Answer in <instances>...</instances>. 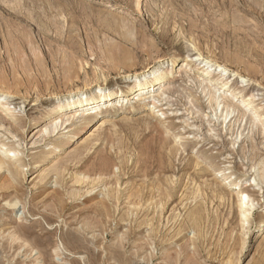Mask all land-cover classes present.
Returning a JSON list of instances; mask_svg holds the SVG:
<instances>
[{"label": "rangeland", "instance_id": "1", "mask_svg": "<svg viewBox=\"0 0 264 264\" xmlns=\"http://www.w3.org/2000/svg\"><path fill=\"white\" fill-rule=\"evenodd\" d=\"M235 13L246 23L242 25L236 17V24H240L235 25ZM130 29L134 31L133 39L127 36ZM241 46L246 48L243 50ZM128 51L133 55L130 54L133 64L123 57L118 59L119 55H128ZM199 54L216 58L231 70H239L243 77H231L232 88L240 91L239 103L244 104L251 98L252 103L247 107L249 114L256 111L262 117L258 125L261 127L264 123V0H0V90L9 92L1 101L20 118L17 132L9 121L0 120V148L3 150L0 149V153L4 154L9 145L18 148L21 161L11 158L23 170L18 177V205L6 206V200L0 196V234L5 237L0 235V264H118L107 255L109 249H119L116 246L122 237V264H166L161 261L166 250L174 252L188 241V250L194 252L191 238H195L198 250L194 254L201 264H230L229 257L235 264H264V237L258 235L264 220V173L259 176L264 165V134H255L257 127L248 120L249 115L238 122L236 111L235 117L225 123H222L224 117L215 115L197 77L203 80H208L209 74L218 80L223 77L219 71L208 69L202 58H198ZM105 55L112 58L117 55V58L110 61ZM172 55L179 56L181 64L171 74L170 88L160 102L164 104L160 107L163 113L148 104L135 114L129 110L133 100L123 106L118 101L108 103L104 123L84 131L79 124L84 112L71 109L66 113L74 115L72 127L58 128L50 140L43 136L44 130L53 123L43 116L60 100L54 98L55 95L61 96L87 84L89 89L98 82L99 73L104 77L100 76V83L109 82L116 88L126 89L132 83V79L122 80L126 72L146 69L155 59ZM247 65H258V70L250 68L259 73L250 68L247 71ZM90 112L92 109L86 113ZM146 117L154 125L148 130L143 124ZM34 119H37L36 125ZM71 129L75 132L74 141L50 154L42 171L65 162L86 139V143H91V152L80 163L68 164L66 169L64 166L61 179L54 172L46 178L40 177L43 172L36 162L49 150L50 142H65L71 136ZM165 136H169L171 146L182 145L172 160H168V151L160 148ZM253 143L260 150L257 161H251L248 156L254 150ZM101 156L111 163L106 173L101 171ZM196 160L201 162L200 167H208L205 169L209 173L203 179L209 182L214 183L216 177L215 183H218L229 172L242 176L246 182L243 186L253 195L255 207L250 219L242 222L239 206L235 205L240 186L233 187L232 202L227 200L226 206L219 200L209 202L210 218L213 220L219 214L220 222L217 220L215 226L211 223L210 228H204L200 238L195 237L192 229L172 237L175 222L168 219L174 212L181 213L179 220L186 214L185 204L181 205L186 200L182 194L191 183L188 180L194 173ZM81 172L92 176L91 180L96 176L95 181L100 184L95 182L97 187L89 189L90 184L75 183L74 173ZM250 183L254 184L246 187ZM158 184L171 188L174 196L170 197L162 217L161 212L153 210L155 205L150 204L151 195L154 201L159 199ZM109 185L115 186L117 191L110 200L105 196ZM225 186L229 187L230 183ZM135 187L144 190L141 206L129 203L127 195ZM79 189L81 195L71 198L70 193ZM56 192L58 196L53 198ZM12 194L16 196L15 192ZM146 197L150 200L145 201ZM53 199L63 204L60 206L63 209L55 214L49 207ZM102 200L108 202L112 221L105 238L98 229L79 231L81 220L91 215L93 206ZM233 204L235 207L230 213ZM126 213L129 216L124 218L129 217L131 221L121 220ZM153 215L157 217L154 220L157 229L152 233L150 225L138 223ZM15 230L21 232L27 244L20 241L12 247L9 245L7 237ZM71 232L77 233L69 237H76L77 243H85L90 253L84 248H74L73 242L68 241ZM28 243L34 244V250ZM142 243L145 248L141 250L138 246Z\"/></svg>", "mask_w": 264, "mask_h": 264}, {"label": "bare ground", "instance_id": "2", "mask_svg": "<svg viewBox=\"0 0 264 264\" xmlns=\"http://www.w3.org/2000/svg\"><path fill=\"white\" fill-rule=\"evenodd\" d=\"M235 14L233 16V18L235 17V19H233V21L235 20V25H238V24L242 23V19L243 18L241 16V18H242L241 19L239 17L240 15H237V14L235 15ZM236 17L240 18L239 20H241V22L238 21L240 23L236 24V21L238 20V18H236ZM198 21L197 22L195 21V24L196 23L198 24ZM243 21H244V19H243ZM213 23H214V21H213ZM215 23H218V22H215ZM227 23H228V21H227ZM243 23H246V20ZM243 23H242V25H243ZM228 24H230V23H228ZM222 25H223V23H222ZM194 26H196V25H194ZM200 26H201V23H200ZM196 27H198V25ZM127 33H128L127 36L129 35V36H131V38L134 36L133 29H130V31L127 32ZM125 34H126V32H125ZM128 38L129 37H127V39ZM133 38H135V37H133ZM134 41H135V39L133 40V42ZM193 42H194V40H193ZM241 44H242V42H241ZM244 44L245 43H243L242 45H244ZM115 46H117L116 48H119L118 47L119 45L115 44ZM243 47L241 46V48L244 50L246 47L245 48H243ZM31 49H34V47L33 48L31 47ZM237 49H238V46H237ZM242 49H240V50H242ZM247 49H249V48H247ZM106 51L108 52V50H106ZM107 52H105V53L107 54ZM244 53H247V52H244ZM254 53L258 54V53L255 52V50H254ZM130 54L131 53L129 52V54L126 55L125 57L119 55L118 59H121L123 57L125 60H128V62L133 64L131 62V61H133V58L130 56ZM241 55H243V53ZM111 56H112V54H111ZM111 56L108 57V55H107V57H106V55H105V57L108 60H110V58H112ZM253 56H254V54H253ZM115 57H113V58H115ZM113 58H112V60H113ZM198 58L199 59L202 58V62L205 64V66H208V69H215L216 71H219L218 73H220V75L223 77L220 80H218L217 78L212 76V74L211 75L207 74L208 78L207 77L206 78L208 80L205 79L206 81L201 79V77H197L198 79L200 78L199 82H200V87L203 90V95L204 94L207 95V97L209 99V103L211 105V109H213L215 115H219L221 117H224V120H223L222 123H225L227 121V119H229V118H230L229 121H231L235 117V116H233V114L236 111H238V116H237L238 119H237V121L240 120V119L243 120L244 118H246L247 115H249V117H248L249 119L248 120H250V122L253 125H256L255 127H257L256 130H255V134H257V133L258 134H260V133L264 134V123H262L261 127L258 126L259 123L261 122V118L262 117L260 118V115L257 114V112L255 110H252V111H255V112L251 111L252 113L249 114V110L250 109L248 110L247 107L252 103L251 102V98L246 100V102H247L246 105H245V103H246L245 99H244V102H245L244 104L243 103L242 104L239 103L240 100H237V98H240V97H238L240 95V91H238L235 88H232L233 84H232V80L230 78L231 77L232 78H234V77H236V78L243 77L241 75V73L238 72L239 70L237 72L234 69H233L234 71L231 70V68L226 66L227 64L220 63L219 62L220 60L217 61L216 58L215 59L205 58V57H202V54H199ZM241 58L244 59L243 57H240V59ZM232 59H233V56H232ZM245 59H246V57H245ZM257 59H258V57H257ZM253 61H254V58H253ZM124 62L126 63V61H124ZM241 62L243 63L244 61L242 60ZM255 62H257V61L255 60ZM235 63H237V62H235ZM180 64H181V58L179 56H175V55L173 56L172 55L171 57H168L166 59H164V58L157 59V60L155 59V61L151 65H149L146 69L144 68V69H142L140 71H134L133 73H131L132 71L131 72L128 71L122 76V80L132 79V83L129 86H127L126 89L116 88L115 86H113L109 82L100 83V81H99L100 80V76L101 77H103V76L101 75V73H99L100 76H98V78H97V74H96V78H97L96 81H98V82H96L92 87H89V89L87 87V85H88L87 84L84 88L81 87V88H77L76 90H72L71 89V90L67 91L66 93L62 94L61 96L55 95L54 98H57V99H60V100H57V101H59V103L57 104V102H56L57 105L53 106V108H51L52 110L50 112H48V114H45V116H43V118H46V119H48V121L53 122L49 129L46 128L44 130V132L42 133L43 136H48L49 140H50V139H53V134L55 133L56 130H58V128H61L63 126H65L63 128L72 127L73 124H74L73 121H72V119L74 118V115L66 113L67 110H71V109H75L76 111L82 110L84 112V114H83V116L81 118V121L79 123L80 124V129H84V131H86L87 129L93 128L95 125H99L101 123L102 124L104 123V119H105L106 113L108 111L107 110L105 112V105L108 104V103H113V102H117L118 101V102H122V106H123L124 103L126 104V102H128L129 100H133V103L129 107V110L131 112H135V114L137 112L141 111V109L143 107L147 106L148 104H150L152 106L153 110L156 111V109H159L158 111H162V113H163L164 111L162 109H160V107L162 105H164V104L163 103L161 104L160 102L163 101V98L165 97V94H166L167 90L170 88L169 87V79L171 78V74L173 73L174 69L177 66H179ZM244 64H245V62H244ZM247 64H249L248 61H247ZM251 64L253 65V63H251ZM252 65H249V66L251 67ZM255 65H254V67H255ZM247 67H248V65H247ZM250 67H248L247 71H249ZM255 68L258 70V68H260V67H258V65H257V67H255ZM251 69L252 68H250V70ZM257 70L256 71L253 70V71L258 74L259 72H257ZM97 71L98 70H96V73H97ZM203 71L206 72L207 69H205ZM227 74L230 75V76L227 77L226 76ZM101 80H102V78H101ZM213 82H214V84H213ZM215 82L217 84H215ZM197 84H199V83H197ZM7 96H9V92L4 91V90H2V91L0 90V120H3L4 122L5 121H9L10 124L12 125L13 130H15L17 132L18 128H17L16 125L18 123H20V121H19L20 118L17 116V114L14 112V110H12L8 105H6L3 101H1L2 99L7 98ZM82 108H84V109H82ZM91 109H92V112L86 113V112H88V110H91ZM117 111H118V109H115V112H117ZM261 116H263V115L261 114ZM143 122H144L143 124L147 128V130L154 126L153 122L151 121V119L149 117H146V119ZM33 124H35V125L37 124V119H34ZM70 131H71V136H69L65 142H60V143L59 142L57 143L56 141L55 142L54 141L50 142V144H52V145L49 146V148H48L49 150L47 152H45L39 158V160L36 162L37 163L36 164L37 167H40L41 171L44 170V168H45L44 166L46 165L47 161L49 160L50 154H52L55 150L60 149V147H63L64 144H67V143L71 144L74 141L75 132H74L73 129H71ZM253 133H254V131H253ZM93 138L94 137H92V139ZM263 138H264V136H263ZM85 141L88 142L87 139ZM261 141H263V140H260V142ZM86 142L81 148H79L78 150H76L72 154L70 153L69 157L65 159V162L59 163V164H55L52 167L51 170L42 171L43 173L40 174L41 175L40 177L46 178L48 176V174L54 172L57 175L58 179L59 178L61 179L62 172H63L62 168L64 166H65L64 169H66L68 164L80 163L85 158V155L88 154L89 152H91V148H92V146L90 145L91 143H86ZM175 143H177V142H175ZM3 144H4V146H6V143H3ZM94 144H97V143H94ZM160 148L163 149L164 151H168V153H167L168 154L167 157H169L168 160L169 159L172 160V158H174L178 154L179 150L182 148V145L177 143V145L171 146V142L169 141V136H165L162 139V141H161ZM252 148L254 150H252L251 155L249 154L248 156H250V160L251 161H257L258 160L257 158L259 157L258 156L259 155L258 151H260V150L259 149L257 150V145L254 144V143L252 144ZM1 151H3V150L1 149ZM118 151L120 152L119 149H118ZM128 151H129V149H128ZM19 153H20V150L18 148H16L15 146H12V145H9L6 148V152L4 154L0 153V196L3 199L6 200V203H4V204H6V206H11V207L12 206L16 207L18 205V202H19L18 201L19 199H18V196H17V194H18V183H19L18 177H19V175L23 174V170L21 171L19 169V167H18L19 165H17V163H15V161L12 160L11 157L15 158L17 161H21V158H19V156H18ZM118 154L119 153H117V155ZM242 154H244V153H242ZM245 155H246V153H245ZM123 156H124V153H123ZM123 158L125 159V157H123ZM117 160H118V158H117ZM12 163H13V165H12ZM120 163H119V165H120ZM76 164L74 166H76ZM200 165H201V162H199V161H197L196 164L193 165V167L195 168L194 169V173L190 174L189 180H188V182L191 181V183L189 185L186 183L188 185V186H186V190H185V187H184L185 191L182 194V196L184 195V197L186 199L184 201L185 202L187 201V203H184V201H182V199H181V201H182L181 205L185 204L183 208L186 209V212H185L186 214L184 215L183 219L179 220V217H180L181 213L180 214L179 213L178 214H174L175 213L174 211H177V208H175L174 211H173V209L171 210L174 213L171 216V218L168 219V222H170V221H173V223L175 222V225H174L175 232H174V235L172 237L180 235L181 233H183L187 229H192L194 234H195V237L200 238L203 235V233H204V228H206V227L210 228V226H211L210 224L211 223H212L213 226H215V224H217V220H219V217L221 216V215L218 214V207H220V205L217 206V210H216L217 211L216 214H218V215L215 217V219L212 220L210 218V217H212V216H210L211 212H208L209 206H211V205H209V202L213 203L215 200H219L220 204H223V206H226V204L224 205V203L227 200L232 202L231 200H232V198L234 196L233 195V192H234L233 191V189H234L233 187L236 188V187L240 186L239 190L237 191V194H236L237 197H235L236 200H237L236 203L238 205L237 204H235V205L237 207L239 206L240 216L242 217V222L246 221V218H247V221H248L249 215L252 213V211H253V209L255 207L254 198H252L253 195H251V193L246 190L247 188L245 189L244 186H243V185H245L243 183H246V182H244V179H243L242 176H235L232 172H229V174H225V176H223V180H221L220 182L218 181V183L217 182L215 183V181L218 180V178L215 179L216 177H214V183L213 182H209L208 179H203V178L206 177L207 173H209V172H206V169L208 167L207 168L206 167L203 168V167H200ZM95 166H97V165H95ZM110 166H111V163L108 161V159L105 158L104 156H101V168H102L101 171H103L105 173L110 171ZM2 170H6V171L1 173ZM263 173H264V165H263V169L259 170V176L262 177ZM233 176H235V177L233 178ZM91 177L92 176L87 175V173L81 172V174H78V173L75 174L74 173V177L73 178L76 180L75 183H77V184L79 183L81 185H83V184H86V185L90 184L91 185L92 184V187L90 188V185H89L88 188L89 189H94L95 187H97L95 182H97V184H100V183L98 181H95L96 180V176H95V178L93 180H91ZM208 178H211V176L208 177ZM201 179H203V181H201ZM220 179H221V177H220ZM62 181H65V180H62ZM227 183H230L229 187L225 186ZM254 183H250L249 186H247V184H246V187H250ZM60 184H61V182H60ZM109 184L111 185V183H109ZM110 185H109V188L106 189V192H105L106 193L105 196L109 200L114 198L115 195H116V192H117L116 191V187L114 186L115 187L114 188V187H111ZM112 185H114V184H112ZM116 185H117V182H116ZM154 188H152V189L154 190ZM181 188H183V187H181ZM75 189H76V187H75ZM89 189H88V191H89ZM133 189L134 188H132V191L129 189L132 193L127 195L128 199H129V203L133 204L135 206L143 205L142 201H143V196H144V193H143L144 190L142 189L143 190L142 191L139 188H136L138 191L136 189H134L135 191H133ZM156 189L158 191L159 199H156L155 201L153 199V195H151V194L154 193V191L152 190L153 191L152 193H151V190H147V191L148 192L150 191V193H151L150 195L152 197L151 200L154 201V202L152 201L150 203V204L155 205L153 210L155 212H156V210L159 211V213L161 212V217H162V214H163L164 210L166 209L167 204L170 201V197H174V196H172L171 188H167V187L164 188L162 186V184H158V186H156ZM77 190H78V188H77ZM77 190H74V191H72L70 193V195L72 196L71 198H73V196H74V199H75V196L79 197L81 195L80 189H79V191H77ZM81 191H82V189H81ZM12 192H15L16 196H14L12 194ZM57 194L58 193L56 192L54 194L53 198H55V196H58ZM83 194H85V192ZM149 198L146 197L145 199H147V200H145V201L150 200ZM189 200H191V204L190 205H189ZM59 201H60L59 203H62V201L60 199H59ZM234 201H235V199H234ZM61 205H63V204L59 205L58 202H56L55 199H53V203H51L49 205V207H51V211L54 213V212H59L61 209H63V207H60ZM188 205H189V207H188ZM235 205L233 204L231 206V210L228 208L230 210V213H232L233 206L235 207ZM229 207H230V205H229ZM44 210H46V209H44ZM128 211L130 213L129 209H128ZM209 211H211V209ZM214 211H215V207H214ZM155 212L153 214H155ZM237 213H239V211ZM220 214H221V212H220ZM126 215L129 216V214L126 213L124 216H122L121 220L122 221L123 220L131 221L129 219V217L124 218ZM110 217H111V210H110V208L108 206V202L105 201V200H102V201L98 202V204H96V206H93L91 215H89L87 217H84L81 220L82 229L79 230V231H82V230L83 231H87V230H91V229H98L103 234V237L105 238V233L108 231L109 227L112 225V221L110 220ZM146 217H147L146 219H144L142 221H139L138 224L140 226L143 225V224H146L148 226L150 225L151 228H152L151 230H153L151 232L153 233L157 229L154 226V225H156L154 220L157 217L155 215H153V217H148V216H146ZM226 219H224V220L226 221ZM77 220H78V218H77ZM225 221H224V223H225ZM219 222H220V220H219ZM260 226H261V228H260V230L258 232V235L260 237H264V220L261 222ZM2 229H3V227H2ZM4 231L2 233H5ZM76 233L77 232H71V234L68 233V241L69 242H73L75 249H78V248L83 249L84 248L88 253H90V249L86 248L83 245L85 243H82V242H78L77 243V241H76L77 238L76 237H69V235H75ZM2 235H1V237H2ZM8 236L9 237H7L8 238L7 241H8V243H9V245L11 247L14 244H16L17 242H20V241H23L24 244H27V240L23 239L21 232H19L18 230H15L14 232L10 233ZM2 238L4 239L5 237L3 236ZM163 239H165V238H163ZM171 239H173V238H171ZM123 240L124 239L122 237V240H119L118 241L119 243H117L116 247L117 248L119 247V249H113V250L109 249L108 250L109 253L107 255V258L109 260L110 259L117 260L115 262H118V264H122V260L124 261V259H122V257H121L122 251H120V249L124 248V241ZM191 240L193 241L192 245L194 246L193 251L196 252V250H198V246L195 243V238L194 239L191 238ZM96 243H98L97 239H96ZM144 243L140 244L138 246V248H140L141 250L143 248H145ZM147 245H148V243H147ZM189 245L190 244L187 241V243H184L183 245H181L180 248H178L174 252L166 250L163 253V255H162V260L161 261L166 262V264H179V263L180 264H201L198 261V259H197L196 255L194 254V252L191 253L188 250V248H189L188 246ZM29 247H30V249L34 250V244L30 243ZM20 248H23V246L20 247ZM141 250H140V252H141ZM104 251H107V250H104ZM138 252H139V250H138ZM93 256H97L98 257V255H93ZM263 260H264V257H263ZM227 261L230 264H235V262L233 261V259L231 257H229V259ZM92 264H94V263H92Z\"/></svg>", "mask_w": 264, "mask_h": 264}]
</instances>
